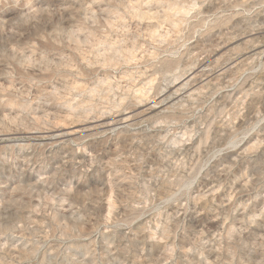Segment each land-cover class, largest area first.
I'll use <instances>...</instances> for the list:
<instances>
[{
    "label": "rangeland",
    "instance_id": "obj_1",
    "mask_svg": "<svg viewBox=\"0 0 264 264\" xmlns=\"http://www.w3.org/2000/svg\"><path fill=\"white\" fill-rule=\"evenodd\" d=\"M0 264H264V0H0Z\"/></svg>",
    "mask_w": 264,
    "mask_h": 264
},
{
    "label": "bare ground",
    "instance_id": "obj_2",
    "mask_svg": "<svg viewBox=\"0 0 264 264\" xmlns=\"http://www.w3.org/2000/svg\"><path fill=\"white\" fill-rule=\"evenodd\" d=\"M56 139V138H55ZM59 140V139H58ZM61 141V140H60Z\"/></svg>",
    "mask_w": 264,
    "mask_h": 264
}]
</instances>
